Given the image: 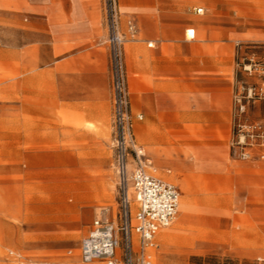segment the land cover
<instances>
[{
    "label": "crops",
    "instance_id": "1",
    "mask_svg": "<svg viewBox=\"0 0 264 264\" xmlns=\"http://www.w3.org/2000/svg\"><path fill=\"white\" fill-rule=\"evenodd\" d=\"M118 1L123 18L132 17L136 25L135 36L124 43L135 141L146 170L152 173V168L160 175L152 174L178 184L182 218L190 205L191 162L222 159L229 165L232 159L234 52L239 33L230 20L237 12L231 0ZM120 25L122 30L126 27L122 20ZM5 28L26 34V44L12 45L11 58H22L19 50L26 49L27 74L19 79H26L29 96L28 158L59 153L85 161L84 181L62 195L64 212L59 208L47 219L56 229L42 234L43 239L71 240L76 233L64 231L74 222L69 210L97 207L93 220L100 207H109L111 215L116 205V193L113 206L99 204L108 199L103 196L105 184L93 173L99 166L109 169L110 155L113 168L101 0H0V31ZM1 58L9 57L0 51ZM11 90L15 92V85ZM222 170L229 202L264 201V162ZM113 172L116 189L114 168ZM104 176L110 191V176ZM35 218L33 213L27 221ZM80 243L79 264H100L80 260ZM152 246L147 249L150 259Z\"/></svg>",
    "mask_w": 264,
    "mask_h": 264
},
{
    "label": "rangeland",
    "instance_id": "2",
    "mask_svg": "<svg viewBox=\"0 0 264 264\" xmlns=\"http://www.w3.org/2000/svg\"><path fill=\"white\" fill-rule=\"evenodd\" d=\"M231 1L237 16L230 23L236 25L239 33L234 52V119L236 91L242 84L264 79V0ZM119 10L120 21L126 23L123 31L128 39L133 38L135 34L131 36L127 31V20L132 17L123 18L120 7ZM105 37L106 30L101 39L104 43ZM15 43L26 44V34L6 28L0 31V51L9 57L0 59V264H79V243L97 207L82 205L69 210L74 222L65 226L64 231L76 233L71 240L43 239L42 234L56 229L47 219L59 208L64 212L62 195L65 191L70 194L84 181L85 161L59 153L45 157L36 153L42 158H28L29 96L26 79H19L27 74L26 49L19 50L22 58L13 60ZM14 85L15 92L11 90ZM246 102L243 117L264 123V99ZM231 140L232 133L229 165L222 159L191 162L190 205L182 218L181 213L176 215L155 237L151 264H264V201L245 198L239 204L236 200L231 203L226 186L222 185V168L257 164L264 162V158L259 155V148L255 149L258 158L241 157ZM108 143L110 146V135ZM93 173L105 184L103 196L108 199L99 204L113 206L116 189L111 155L109 169L99 166ZM104 175L110 176V191ZM33 213L35 221L28 222Z\"/></svg>",
    "mask_w": 264,
    "mask_h": 264
},
{
    "label": "built area",
    "instance_id": "3",
    "mask_svg": "<svg viewBox=\"0 0 264 264\" xmlns=\"http://www.w3.org/2000/svg\"><path fill=\"white\" fill-rule=\"evenodd\" d=\"M108 46L111 87V139L116 172V205L100 207L80 243V260L100 264H151L147 253L157 231L175 217L180 190L176 184L149 173L137 146L128 97L123 45L128 38L120 25L118 0H101ZM200 7L196 10L200 11ZM134 36L136 25L127 20ZM151 43V42H149ZM251 69L252 65H245ZM264 68V67H263ZM264 99V79L242 84L235 93L231 144L243 158H264V123L247 121V101ZM134 200V201H133Z\"/></svg>",
    "mask_w": 264,
    "mask_h": 264
},
{
    "label": "bare ground",
    "instance_id": "4",
    "mask_svg": "<svg viewBox=\"0 0 264 264\" xmlns=\"http://www.w3.org/2000/svg\"><path fill=\"white\" fill-rule=\"evenodd\" d=\"M126 41V40H125ZM180 202H181V198L179 199V204H178V208H177V212H176V215H178L179 214V209H180ZM175 215V216H176ZM163 227H161L158 231H157V234L156 235H158V233H159V231L162 229Z\"/></svg>",
    "mask_w": 264,
    "mask_h": 264
}]
</instances>
